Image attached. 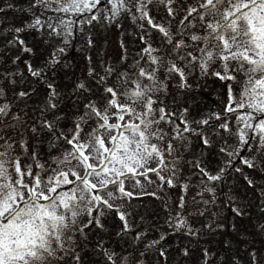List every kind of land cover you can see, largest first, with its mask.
I'll return each mask as SVG.
<instances>
[{"label":"snow or ice","instance_id":"6c2138e0","mask_svg":"<svg viewBox=\"0 0 264 264\" xmlns=\"http://www.w3.org/2000/svg\"><path fill=\"white\" fill-rule=\"evenodd\" d=\"M129 2L130 0H29L28 8L23 10L43 8L83 17L80 23L91 26L93 22L111 23L116 20L122 12L129 10ZM197 5L186 8L180 27L173 32L169 26L155 23L150 14V6L163 7L167 16L175 19L179 11L184 9L179 0H135L133 7L140 13L139 19L147 22L148 28L138 38L142 47L130 65L133 71L117 73L114 66L101 64L103 72L98 74L91 63V57H88V77L96 78L95 83L102 92L99 101L88 99L83 104L82 112L74 118L73 127L68 128L67 132L59 127L66 117L56 112L61 94L44 78L45 67L58 63V56L65 51L64 47L54 50L39 67L25 61L27 72L34 78V82L45 83L48 89L47 98L40 109L41 115L35 120L29 121L26 113L24 118L13 113L12 104L7 101L6 93L0 86V100L3 101L0 103V132L19 129V144L26 153L29 151L24 140L27 129L23 125H29L33 136L37 137L29 156L32 163L22 165L20 156L11 155L16 141L10 136L0 135V264H88L85 250L80 247V238L85 236V229L89 226L94 225L104 230L102 217L105 210L114 212L122 222L118 236L131 231V213L115 206L111 201L125 197L131 201L133 193L125 189V180L134 179L139 184L138 177L142 176L152 183L150 173L155 174L162 184L175 186L179 158L172 157L173 144L169 142L167 148L162 149L152 143L153 138L163 141L165 134L162 130L150 132V129L166 120L176 123L172 117H176L177 113L167 111L161 95L167 93L169 82L178 89H190L188 81L194 69H199L201 76H212L221 81H236L237 74L245 77L239 100L233 93L232 85L228 86L225 118L218 125L224 133H231L227 113L247 109L244 115L236 117L238 122H243L244 127L235 134L238 138L235 148L225 146L219 151L229 157L226 166H231L232 158L239 156L240 151L245 148L251 151L250 140L258 138L257 155L241 156L240 163L248 169L260 167L258 157L264 155V118L257 117L264 114V0H197ZM7 7L11 8L13 5L8 4ZM2 11L4 9L0 8V12ZM101 12L105 14L101 15ZM42 15L43 12L40 16H34L24 27L6 30L14 33L7 43L18 46L20 51L35 55L20 33L47 28L48 36H59L62 33L72 35L70 25L74 21L71 19L66 22L63 16H57L56 23L53 24L51 18L49 22L42 21ZM201 25V32L193 31ZM141 27L144 28V25ZM152 29L159 36L156 46L151 42ZM92 46L93 41L89 36L86 47ZM194 47L197 49L195 53L190 50ZM121 48L125 52L120 58L122 64L128 58L123 41ZM17 60L19 56L13 63ZM214 67L216 70L210 71ZM113 74H116L117 81L109 84ZM35 91V88L20 90L15 93V97L23 103ZM93 91L88 83L81 81L73 89V95L82 100L84 98L79 95L80 92L91 94ZM100 102H103L102 109L98 106ZM72 104L75 106L76 101H72ZM136 105L142 106L143 110L137 111ZM253 113L257 115L254 116ZM48 115L52 119H48ZM126 116L131 119L126 120ZM213 118L220 120L221 116L213 113L189 120L188 109L183 108L179 111V124L174 129L176 135L172 139H184L183 133L190 132L197 135L204 146L212 147L211 135L198 129L208 126ZM113 119L115 123L110 122ZM89 121H93L95 127L86 133L87 138L84 139L82 133ZM117 129L120 130L118 134H112ZM248 130L252 132V136L248 135ZM45 132L51 136L47 141L49 152L56 147L62 150V155L50 156L55 168H46L45 163L39 160L41 154L37 149L44 144L39 136ZM212 134L220 135L215 128L212 129ZM166 156L172 158L166 159ZM153 164L155 167H152ZM195 167L203 177H207V181L212 182L221 181L226 170L221 167L219 172L211 174L199 163ZM78 169H82L83 174ZM235 171L243 173V168H236ZM261 171L264 172V168ZM244 179L249 187H255L254 178L245 175ZM182 187L187 190V185ZM207 191L213 192L214 186H207ZM103 193H106L107 198ZM259 195L262 198L259 211L264 214V188L260 189ZM231 200V211L239 218L231 225V229L239 234L242 242L247 241L249 234L241 226L243 218L249 213L236 197ZM192 202H196L195 198ZM204 203L207 204L208 201ZM183 206L182 196L180 207ZM167 223L174 232H182L192 238L199 237L201 230L194 229L182 215L170 217ZM223 228L224 225H217V229ZM256 230L264 234V225L257 224ZM142 235L143 233L137 232L133 239L140 240ZM163 239L165 236L161 235L160 240ZM158 244L159 240H153L145 245V250ZM225 246L232 250L231 256L217 258L216 253L204 248L201 253L203 264H210L214 258H217V264H223L225 260L228 264H264V249L252 247L251 243L244 247L245 260H242L241 255L235 254L230 243L225 242ZM93 251L102 256L103 264H128L130 259L128 255L105 248L103 241H99ZM181 254L189 256L188 248L182 249ZM159 255L167 259V252L163 249Z\"/></svg>","mask_w":264,"mask_h":264},{"label":"rangeland","instance_id":"374dc122","mask_svg":"<svg viewBox=\"0 0 264 264\" xmlns=\"http://www.w3.org/2000/svg\"><path fill=\"white\" fill-rule=\"evenodd\" d=\"M21 2L23 3V9H27L29 0ZM134 2L135 0H130L127 5L129 10L125 12L129 14V16H126L128 21L125 22L126 24L121 25V27L117 20H113L111 23L107 21L103 23L93 22L90 35L84 31H75L72 32L71 36H67L66 33L62 36L55 34L48 36L47 32L49 30L47 28L40 31L26 30L20 33L27 46L32 48L35 53V55H30L20 51L18 46H10L7 43L9 39L5 38V30L24 27L34 16L38 15L27 13L23 21L17 22L19 14L14 9L18 10L21 4L16 3L15 0H0V8L4 9V11L0 12V86L3 87L6 93L7 101L12 104V112L18 113L21 118H24L26 113L29 121L35 120L41 115L40 109L47 98L48 89L46 84L34 82V78L27 72L25 61H30L34 66L39 67L45 63L54 50L64 47L65 51L58 56V63L45 67L44 78L48 79L54 85L56 91L61 94L58 99L61 103H58L59 107L56 109V112L63 114L66 119L61 121L59 127L66 132L68 128L73 127V120L82 112L83 104L88 99L99 101L102 89H99L95 83V77L89 78L87 75L85 76V78L87 77L85 82L94 91L91 94L80 92L79 95L84 99L78 100L76 95H73V89L77 82L73 81L76 75L72 72V61L79 62L81 67L88 71V57H91V63L98 74H102L103 72L101 64L114 66L117 73L124 71L131 73L133 69L130 65L137 58L135 54L142 47L138 38L148 28L147 22L139 19L140 13L133 7ZM179 3L184 5V9L179 11L175 19L169 18L163 7L150 6V14L154 18L155 23L169 26L175 32L180 27V20L186 14V8L190 5L198 6L197 0H179ZM8 4L13 5V7H7ZM173 6L176 7L177 5ZM106 7H110V5H106ZM22 11L23 13L28 12ZM37 11L38 14L50 12V10L43 8H38ZM11 14L13 15V19H11ZM57 14L65 15L64 13ZM104 14V12H101V15ZM41 19L42 21L49 22L47 18ZM51 22L55 24L56 19ZM193 22L195 23V21ZM99 24L101 25L94 30V26ZM141 25H144V28ZM202 27L201 25L193 29V31L201 32ZM70 29L73 28L70 26ZM10 34L14 35L13 32H10ZM89 36H91L93 41L91 48L86 47ZM65 40L67 41L66 43ZM121 41H123L127 48L128 57L127 61L122 64L120 58L125 52L121 48ZM151 42L153 46L159 43V36L156 34L155 29H152ZM190 50L194 53L197 51L195 47ZM38 53H45L46 56L45 54L41 55ZM17 56H19V60L13 63V60ZM212 70H216V68L210 69V71ZM13 80L15 83H12ZM244 80L245 77L242 74H237L236 81H221L212 76H201L199 69H194L188 81L191 85L190 89L181 90L172 82H169L168 91L166 94L161 95V99L167 106V111L177 113L176 117H172L176 123L172 124L167 120L162 121L159 125H153L150 132H157L159 129L165 134L163 141L155 138L151 141L162 149H166L169 142L173 144L174 151L172 157L179 158L177 164L179 172L175 178V186L169 187L166 183L162 184L158 177L151 173L149 174V179L152 183H149L142 176L138 177L140 180L139 184L134 179L125 180V189L133 193V198L131 201L126 197L122 199L118 198L111 202L115 206L122 207V210L131 213L129 217L131 231L118 236L117 233L122 227V222L119 221L114 212L105 210V215L102 217L104 230L102 231L94 225L89 226L85 229V236L80 238V247L85 250L88 264H103L102 256L93 251L99 241H103L104 247L109 250L121 255H128L130 257L128 264H137V261H139V264H203L201 253L204 248L216 253L217 258L219 256H231L233 252L225 246V242L232 245L235 254L241 255L242 260L246 259L243 250L248 243H251L252 247L264 249V234L256 230L257 224L264 225V214L259 211V205L262 202L259 191L264 188V172L261 171V168H264V155L258 157L260 167L256 169H248L240 163L241 156L252 157L257 155L258 138L250 140L252 144L251 151L245 148L240 151L239 156L232 158L233 163L231 166H226V161L229 157L219 151L221 147L225 146L235 148L238 144V138L235 134L238 129L244 127L243 122H238L236 117L237 115H244L248 111L247 109H238L237 112L239 114L227 113L229 127L232 130L231 133H224L222 129L218 128V125L225 118L224 109L228 104V86L232 85L233 93L237 100H239ZM116 81L117 76L113 74L108 83L114 84ZM70 87L72 88V92L67 93ZM29 88H35V93L32 94L30 99L25 98L23 103L19 102L15 97V93ZM72 101H76L75 106L72 104ZM2 102L0 100V103ZM121 102H124L122 98ZM98 106L102 109L103 102H100ZM157 106L154 105V107ZM136 108L137 111L143 110L140 105H136ZM183 108L188 109L189 120L200 119L213 113L221 116L220 120L213 118L208 126L198 129V131L211 135L212 147H205L203 150V143L199 137L190 132L183 133L184 139H172L176 135L174 129L179 124V111ZM253 115L257 114L253 113ZM263 115L261 114L257 118H264ZM47 118L52 119V116L48 115ZM125 119L128 120L131 117L126 116ZM110 122L115 123L116 121L113 119ZM92 127H95V123L89 121L88 125L84 128L82 138H87L86 133ZM193 127L196 126L193 125ZM23 128L27 129L24 136V140L27 142L29 148L27 153L20 147L19 129H6L0 132V135L10 136L16 141V147L11 155L20 156L21 164L25 165L32 163L29 156L31 155V149L36 145L37 137L33 136L29 125L25 124ZM214 128L220 135L212 134V129ZM119 131V129L113 130L112 134H118ZM248 135H253L250 130H248ZM39 139L44 141V144L37 149L41 154L39 160L45 163L46 168H55L56 165L52 163L50 156L62 155L61 148L56 147L49 152L47 141L51 139V136L47 132L42 133ZM107 139L106 135V143ZM65 147L68 146L65 145ZM172 157L166 156L165 158L171 159ZM197 163L211 174H216L221 167H225L223 179L216 182L207 181V177H203L199 169L195 167ZM152 167H155V164ZM236 168H243V173L235 171ZM78 171L83 174L82 169H78ZM48 174L51 175L50 172ZM164 175L167 176L169 174L164 173ZM245 175L256 180L255 187L248 186L244 179ZM13 177L15 178L14 173ZM202 180L204 183H201ZM183 185H187L186 191L183 190ZM207 186H214V191H207ZM113 191L115 192V189ZM153 193L155 195H152ZM103 195L107 198L106 193H103ZM116 195L119 197L118 192H116ZM182 196L184 197L183 208L180 207ZM232 197H236L249 213L243 218L241 226L249 234L248 240L244 242L240 240L239 234L231 229V225L239 220L231 211ZM193 198H195V203L192 202ZM204 201H208V203L205 204ZM201 212L204 214L201 215ZM178 214L186 218L194 229L201 230L198 238L183 235L182 232H174L169 228L167 221L170 217ZM218 224L224 225V228L217 229ZM213 229L216 230L213 231ZM137 232L143 233L140 240L133 239ZM161 235H164L165 239L160 240ZM153 240H159V244L145 250V245ZM185 247L189 250V256L187 257L181 254V250ZM161 249L167 252L166 260L159 255ZM141 253L144 254L141 255ZM217 258H214L210 264H217ZM223 264H228L227 260Z\"/></svg>","mask_w":264,"mask_h":264}]
</instances>
